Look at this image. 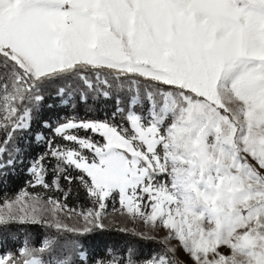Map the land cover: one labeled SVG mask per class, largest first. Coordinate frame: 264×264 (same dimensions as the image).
I'll return each mask as SVG.
<instances>
[{
    "label": "snow or ice",
    "instance_id": "obj_1",
    "mask_svg": "<svg viewBox=\"0 0 264 264\" xmlns=\"http://www.w3.org/2000/svg\"><path fill=\"white\" fill-rule=\"evenodd\" d=\"M50 96L113 108L52 120ZM33 144L0 264H264V0H0V182ZM110 200L158 250L90 255Z\"/></svg>",
    "mask_w": 264,
    "mask_h": 264
},
{
    "label": "trees",
    "instance_id": "obj_2",
    "mask_svg": "<svg viewBox=\"0 0 264 264\" xmlns=\"http://www.w3.org/2000/svg\"><path fill=\"white\" fill-rule=\"evenodd\" d=\"M47 104H55V108L48 109ZM125 104H127V99L125 98ZM74 105V107H73ZM113 108L112 100L99 99L96 102L92 100L88 104L79 103L73 101V103L68 105H61L53 97H49L46 101L43 115L46 118H51L55 120L57 117H71L73 115L79 117H88V118H103L105 112H110ZM33 127L36 128L37 124H33ZM31 134H28L30 136ZM45 135H51V133L45 132ZM28 137L25 138V143H27ZM43 148V145L36 146L33 144V147L29 149V155L24 158V163L17 164L15 170L9 171V175L2 178L3 182H0V196H13L18 193L21 189L27 187V181L29 180V174L26 171L27 165L31 159L32 155L39 153ZM62 186L65 184L64 181L61 182ZM30 189V188H29ZM32 189V188H31ZM37 192L44 193L45 190L37 187L35 189ZM48 194L59 195L56 192H49ZM71 205H83L84 207L90 206L89 202L84 198L83 194L75 195L73 194L69 200ZM24 230L19 227H13L4 234L0 235V239L3 240V243H0V250H13L15 247H18L20 241L23 240ZM39 235V232L32 230L33 239ZM86 248L89 251L90 255H100L103 253L106 245L119 244L120 247L126 246L128 243H133L137 249V255L139 258H146L151 255L154 251L158 250L159 245L155 243H149L146 241H139L131 235L120 233L117 231V228L112 227L110 230L105 232H96L92 236L88 237L85 241Z\"/></svg>",
    "mask_w": 264,
    "mask_h": 264
},
{
    "label": "rangeland",
    "instance_id": "obj_3",
    "mask_svg": "<svg viewBox=\"0 0 264 264\" xmlns=\"http://www.w3.org/2000/svg\"><path fill=\"white\" fill-rule=\"evenodd\" d=\"M28 190L33 191V192H37L36 190H32L31 188ZM114 204L116 207H119L117 201H111L110 200L108 203L107 218L105 220V223H109L114 228L115 227L116 228L125 227L128 229L135 228V229L139 230L140 228L143 227L139 222L134 223L130 219H128L127 217H121L117 212H113V205ZM159 235L162 238L163 235H165V233L161 232ZM173 243H175V242L173 241ZM178 257L181 259V261H184L186 259L185 255L182 252L178 253Z\"/></svg>",
    "mask_w": 264,
    "mask_h": 264
}]
</instances>
